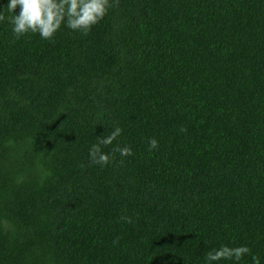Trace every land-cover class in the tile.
I'll return each instance as SVG.
<instances>
[{
	"label": "trees",
	"instance_id": "16d2710c",
	"mask_svg": "<svg viewBox=\"0 0 264 264\" xmlns=\"http://www.w3.org/2000/svg\"><path fill=\"white\" fill-rule=\"evenodd\" d=\"M109 2L50 42L0 0V264H264V0Z\"/></svg>",
	"mask_w": 264,
	"mask_h": 264
},
{
	"label": "clouds",
	"instance_id": "9594fccd",
	"mask_svg": "<svg viewBox=\"0 0 264 264\" xmlns=\"http://www.w3.org/2000/svg\"><path fill=\"white\" fill-rule=\"evenodd\" d=\"M118 3V0H116ZM114 5L109 0H8L6 5L9 12L13 13L9 23L12 25L13 35L19 39L27 33L39 34L43 40L52 41L56 33L64 25L67 28L87 35L91 28L98 24L108 13L109 8ZM19 7V14L15 10ZM5 19L0 12V21ZM183 131V129H182ZM122 132L120 127L107 137L99 138L98 143L93 144L89 150V156L93 163L106 165L111 157L101 150V145L112 144ZM150 149H156L158 142L152 138L148 141ZM121 156L133 155L131 148L119 147L114 149ZM126 222L131 223L128 217H122ZM251 249L247 246L228 247L223 245L206 254L208 264L212 261L241 260L249 254ZM253 264H260L259 258L253 256Z\"/></svg>",
	"mask_w": 264,
	"mask_h": 264
}]
</instances>
